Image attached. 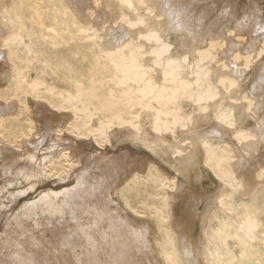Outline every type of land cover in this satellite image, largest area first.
Listing matches in <instances>:
<instances>
[{
	"label": "rangeland",
	"instance_id": "rangeland-1",
	"mask_svg": "<svg viewBox=\"0 0 264 264\" xmlns=\"http://www.w3.org/2000/svg\"><path fill=\"white\" fill-rule=\"evenodd\" d=\"M73 1L0 0V28L8 32H12L13 29L22 30L24 38L31 46L32 52L23 46L20 48L17 64L23 68L28 79L38 78L47 83L41 90L37 91L38 93H28L29 88L27 86L12 84V64L0 57V87L6 89L0 88L1 122L4 125L6 138L16 139L19 143L18 147L11 146L6 149L3 148L6 143L0 137V264H110V258L115 257L118 251H121L123 256L125 254L126 258L128 255L130 261L125 264H137L138 262V264H191L197 259L199 261L197 264H204L198 250H196L198 251V253L196 252L198 254L197 259L192 254L193 251H191L192 255L188 251L192 245L194 246L191 250L198 249V245L205 237L206 230L215 236L214 240L222 250L226 248L231 250L232 253H229L234 257L232 264H246L240 257V252L244 249L248 251L250 264H264V247L261 245L264 240V172L260 176L259 170L260 167H264V135L261 133L264 132V127H261V131H259L260 129L257 130L258 127L256 126L264 114V107L255 108V112L248 110L247 102L243 99L248 91L257 98L262 97L261 100L264 102V52L261 56L258 55L264 43V0H199V9H194V13H191V10L184 11L187 16V20H183L184 27L181 22L175 21L184 30L178 28L177 25H175L177 28L174 27L170 30L165 12L159 10L157 3L152 0H93L89 2V7L87 6L90 9L85 12H82L83 7L79 5L78 1ZM91 5L94 7L93 9ZM194 6L192 4L193 8ZM123 11L127 12L135 22L139 14L148 18H153L155 14H159L160 17H157V20L165 22L164 26L154 25L149 22L150 20L146 25L141 26L129 27L123 23L121 25L133 33L139 29L144 32L153 29L159 30L164 39L171 38L173 56L178 59L188 56L193 61L196 58L195 49H199V45L203 44V35H208L217 41L223 37L225 31L229 30L242 38H231L223 45V49L218 50L216 61L208 66L209 75L195 77L202 79L203 83L202 86L195 88L193 95L187 94L182 87L176 90V85L171 81H164L162 68L155 63V56L149 52L150 46L155 45L153 41L142 40L146 47L142 49L140 56L134 62L130 60L132 57L129 50L125 48V64L140 63L147 76L153 79L152 89L155 92L146 95L140 87L147 86L150 88L151 85L147 83L137 84L124 78V70L117 68L110 61L111 51L114 49L110 28L120 22L117 19ZM95 16L96 18L100 16L99 20H95ZM2 17L9 20L7 25L1 23ZM86 28H91L99 37L96 39L90 37L91 32ZM243 38L247 40L243 41ZM3 39L4 37L1 35L0 42ZM193 43L196 44L193 45ZM0 50L4 51L2 47ZM237 51L256 58L252 67L245 70V73L243 72L244 76L235 70L236 63L233 58ZM224 65H229V67L225 68ZM137 71L141 72V69L137 68ZM183 76L192 80L187 76V73H184ZM229 76L233 80H238H235V85L221 84L220 81ZM97 79H100L101 87L93 85ZM6 86L9 87L6 88ZM209 86L213 87L216 98L207 103L196 96L201 91L205 92ZM49 89H54L58 93L52 95ZM67 90L76 94L89 92L92 95H97L103 101L111 97L113 103H111L110 109L120 108L130 123L110 127V142L102 140L99 144L92 142L89 145L90 138L77 136L67 128L66 122L68 123L69 120L71 122V116H74L73 110H67L62 113L64 116L62 118L63 123L61 121L62 124H60L58 131L47 132L48 124L53 120L52 114L56 112L54 106L59 102L60 92L66 91L67 93ZM152 97L161 98L150 101L149 98ZM82 98H87V95ZM221 109H231L235 126L216 119L215 114ZM87 112L93 115L92 122L95 125L112 123L109 118H103L105 112L97 99H94L93 103L90 104ZM170 114L179 116L180 120L176 122ZM29 123L35 126L34 131L36 129L37 137H41L38 130L45 135L47 133L46 139L36 151L38 159L47 155L46 147L48 145L59 148V146L72 143L84 147L83 166L79 167L69 177L61 173L55 177L42 174L40 162H32L30 149L24 147L27 145L18 139L19 133L25 130ZM36 127H39L38 130ZM216 129L219 134L216 133ZM239 129L256 135V138L244 140L242 143L244 150L241 151V156L247 158L248 161H246L247 166L236 167V175L243 183L237 197L241 206L238 213L229 214L213 208L216 202H213V199L224 195L230 189L221 183L206 165L205 151L201 141L203 138L211 137L210 139H214L216 142L226 141L229 145H233L236 142L235 133ZM55 137L60 138V140L55 141ZM61 138L69 140L70 143L64 139L62 142ZM52 140L55 142H51ZM2 144L4 145L2 146ZM97 158L100 159L95 168L79 177L81 184L84 182L86 184L84 183L83 187L79 184L77 186L80 188L77 187L75 180L77 173H81L88 162L96 161ZM107 161H109L108 165H104ZM237 161L240 163L242 159L240 161L234 158L227 162L235 164ZM243 169L245 170L243 171ZM115 175L118 178L114 177ZM126 175L131 176L125 183L115 187L119 181L113 180L124 179ZM133 176H137L135 188L127 193V198L132 204L142 200L148 192H154V187L156 188L158 185L157 179L175 180L176 182L173 188L165 187L167 192L165 206L170 209L169 218H166L165 227L161 234L165 236V246H160L161 242L156 246V240L162 239L157 232L162 225L153 224L154 217L142 215V218L137 219L124 208L125 205L118 202V200L122 201L118 196L120 189L126 187ZM112 182L114 186H112ZM109 184L110 186H108ZM96 185H100L99 189ZM72 186L75 187L72 196L76 193L74 198L71 196L70 202L76 204V209L78 207L77 210H73V216L77 221L75 225L78 223L79 225L82 224L81 226L84 225L83 227L89 225L88 228H99L101 224L100 228L105 232H110L113 228L111 233L120 229L122 235H117V237H120V240L124 237L127 243L124 238L121 240L123 242H120L118 238L116 239L122 246L125 245V248L123 246V249L121 247L116 250L114 247L115 252H113L114 248L110 245L109 247L112 249L108 251L109 248L105 245L106 243L103 244V242H107V238H105L106 241L103 240L104 236L101 239L98 236L99 246L90 247L89 239L94 237V234L89 229L77 233L73 237L75 240L72 238V234H70L72 239L68 236L67 240L68 233L57 234L55 240L54 234L48 230V227H52L55 220L63 219L60 218L62 216L57 218L54 215L58 210L53 213L49 212L50 214L44 211L46 214L43 215L40 208H38L39 212L36 210L37 214L34 213L33 208V213L30 212V203L40 199L42 195L49 193L48 191H56L54 196L59 198L63 189ZM111 186L112 188H110ZM97 189L100 194L95 192ZM106 192H112L114 198L112 196L108 197L111 198L110 200L106 198L108 195ZM101 194L102 196L107 195L100 199ZM95 198L98 199L97 202H95ZM73 200L77 202L75 203ZM80 202L81 204H79ZM159 205L163 206V202H160ZM82 207L87 208V210L84 209L87 216L84 215ZM21 209L23 211L26 209V212L21 211ZM76 211L78 214L83 212L85 217L81 214L78 215ZM19 212L21 213L18 215ZM88 213L91 216H88ZM242 216H246L250 220H257V238L250 241H246L241 235L240 239L237 238L239 235L237 236L238 233L235 234L238 232L235 229ZM87 217L89 218L87 219ZM126 219H128L127 222H124ZM118 221L128 223V225L123 223V226ZM226 224L231 226L232 230H224ZM131 226L133 232L130 229ZM105 227L110 230L105 229ZM155 227L157 231L154 229ZM131 232L133 235H129ZM135 232L138 233L137 236ZM123 234H126V237ZM59 235L61 238H65V236L66 238L60 239ZM143 235H145L144 239L143 237L139 238ZM83 237L88 242H85ZM182 237L183 240H188L187 246ZM129 239L133 245L128 242ZM73 241L75 245L72 244ZM135 241L138 242L134 243ZM64 242H68L67 245L63 244L65 249L60 244ZM85 243H88V246ZM130 245L134 248L131 249ZM138 250L145 251L139 253ZM15 251H23V254H17ZM128 251L129 253H127ZM133 251L135 253L132 254ZM146 251H150L151 254L146 253ZM134 254L138 255L133 256ZM110 255L112 256L110 257ZM141 255L145 261H142L144 259L141 258ZM190 256H194L193 259ZM170 258L171 260H169ZM192 260L193 262H191ZM152 261L154 262L152 263Z\"/></svg>",
	"mask_w": 264,
	"mask_h": 264
},
{
	"label": "bare ground",
	"instance_id": "bare-ground-1",
	"mask_svg": "<svg viewBox=\"0 0 264 264\" xmlns=\"http://www.w3.org/2000/svg\"><path fill=\"white\" fill-rule=\"evenodd\" d=\"M70 1L74 2L73 0H70ZM77 1H78V3H80L79 5L81 7H83V9H84V11L82 9V12H85L87 9H90V8H87V6L89 7V5H88L89 2H92L93 0H76V2ZM126 1H128V0H126ZM152 1L157 3V5L159 6V10L165 12L166 17L168 18L167 20H168V24L170 26V30L174 29V27L177 28L175 26V25H177L175 23V21L181 22L183 24V27H184L183 20H187V16H186V14H184V11L191 10V13H194V9L197 10V9H199V6H200L199 0H152ZM192 4L195 5L194 8L192 7ZM91 8L93 9L94 7L92 6ZM217 14H218V12H217ZM83 15H85V14L83 13ZM99 17L96 18V16H95V20L96 19L99 20ZM157 17H160V15L159 14H155L153 18L152 17L148 18V17L143 16L142 14H139L138 19L135 22V21H133V19L130 17V15L127 12L123 11L120 14V16L118 17L119 19H117V21L120 20V22L115 24L116 27L115 26H111V28L109 27L111 29L110 30L111 32L110 31L109 32H110V34L112 36V43L114 45V47H113L114 49H113V51H111L112 55H110V61H112L117 68H122L124 70V73H125V77L124 78L130 79V80L136 82L137 84L143 85L142 83H147V84L151 85L150 88L147 87V86H141L140 87V88H142V90L145 92L146 95H150V94H153L155 92L154 89H152L153 79L151 77L147 76V73L144 71L143 66L140 63H137V64L133 63V65L125 64V61H126L125 54H124V49L125 48H127L129 50V53H130V55L132 57V59H130V60L132 62H134L135 59H138V57L140 56V54L142 52V49H144V47H146V44L142 40L153 41L155 43V45L154 46H150L149 52L155 56V63L162 68L163 75H164V81H166V80L171 81V82H173L176 85V87H175L176 90L179 89L180 87H182V89L186 90L187 94L193 95L195 88H197L199 86H202V83H203L202 79L195 78V77L196 76H200V75H203V76L209 75L208 66L210 64L214 63V61H216V56H217L218 50L223 49V45H225L231 38H240V39L242 38V37H238L237 33H234V32L229 31V30L225 31V33L223 34V37L221 39L217 40V41H216V39H212L208 35H203L202 36L203 44L199 45V49H195L196 58L193 61H191L188 56L182 57L180 59L175 58L173 56V52H172L173 51V43L171 41V38L164 39L161 36V33L159 32V30H154L153 29V30H149L147 32H144L141 29H139L138 31L136 30L137 31L136 33H133L131 31L127 30V28L125 26L121 25V23H123L124 25L129 26V27L141 26V25H146L147 22L150 20L149 22L154 24V25L164 26L165 22H161V21L157 20ZM88 19H90V18H88ZM3 20H6V21H3ZM1 23L7 25L9 23V20L6 17H2ZM178 28H180L181 30H184V28H182V27L178 26ZM86 29L89 30V32H91V36L90 37L95 38V39L99 37V35L97 33L93 32L91 30V28L90 29L86 28ZM0 33L4 37L3 41L0 42V47H2L4 49V51L0 50V57H3L4 60L7 61V63L12 64V67H11L12 68V72H11L12 84H16V85H20V86L25 85V86H27V88H29L28 91L26 90L28 93H33V92L38 93L37 91L41 90L47 83L44 80H41V79H38V78L28 79V77L24 74L23 68L20 67L17 64V60L19 58L18 57V52L20 51V48L22 46L26 50H28L29 52H32L31 46L27 42V40L24 38L22 30L13 29L12 32H8V31H4V29L0 28ZM246 40H247L246 38H243V41H246ZM195 44L196 43H193V45H195ZM263 52H264V43L262 44V49L259 51L258 55L261 56ZM192 56H193V54H192ZM255 59L256 58H254V57H252L250 55H244L243 52L237 51L236 55L233 58V61L236 63L235 70L240 72V73H242V76H244L243 74L245 73V70H247V69L252 67V65L255 63ZM102 62L104 63V61H102ZM224 67L225 68L229 67V65L228 66L224 65ZM137 68L141 69L142 73L138 72ZM184 73H187V76L192 78V80H188L187 77L184 78V76H183ZM235 80L238 81L237 79H235ZM235 80L231 79L230 76H229V77H224L220 82H221V84L230 83L231 85H235V83H236ZM93 85L95 87H101L102 83H101L100 79H97V80H95L93 82ZM8 87L9 86H6V88H8ZM0 88H4V90H6L5 87H0ZM46 89L48 90V88H46ZM49 91L52 93V95H55V94L58 93V91L56 92V90H54V89H49ZM63 92L62 91L60 92L61 95L59 96V102H58L57 105L54 106V108L56 109V112H53L54 114H52L53 120L50 121V123L48 124L47 130H46L47 132H51L52 133V132H57L58 131V129L60 127V124L63 123L62 118H64V116H63L62 113L67 111V110H73V112H74V116L73 117L71 116V118H72L71 122H70V120H69L68 123L66 122L67 128L71 131V133L77 134V136H80L82 138H90L89 141H91V142L89 143V145H91L92 142H96V143L99 144V143L102 142V140H105L106 142H110L109 141V137H110L109 129H110V127H113L114 125L122 126V125L130 123L129 121L126 120V118L123 115V112H121L120 108L110 109L111 103H113L112 102L113 99H111V97H108V98L105 99V101H103V99L99 98L97 95H92L89 92H86V93L78 92V94H76L74 92L71 93V92H69V90H67V93H66V91H63ZM252 94L253 93H248V91H247V95H244L243 99L247 102V109L248 110H253L255 112V108L259 109V108H263L264 107V102L261 100L262 97L261 98H259V97L257 98L255 95H252ZM84 95H87V98L83 99L82 97ZM196 97L199 98L201 101H206L207 103H209V102L215 100L216 94H215V91H214L213 87L209 86L208 89L205 92L204 91L199 92V94ZM160 98L161 97H159V98L158 97H152L151 99L149 98V100L151 101V100L160 99ZM94 99L98 100L101 108L105 112V113H103V118H109L111 120V122H112L111 124L106 125L104 123H102V124L99 123V125H95V123L92 122L93 115L91 113H88L87 111H88V108H89L90 104L93 103ZM115 99L117 100V98H115ZM135 112H136V110H135ZM24 113H26V112H24ZM170 115H171L172 118H174V120L176 122H178L180 120L179 116H177L175 114L174 115L170 114ZM215 115H216V119L219 120V121L229 123L231 126H235L236 125L234 123V120L232 119L231 109H227V110L226 109H221ZM61 121H62V123H61ZM33 122L35 124V121H33ZM156 126L158 127V125H156ZM256 126L258 127L257 130L260 129L261 127H264V114H263L261 120L259 121L258 125H256ZM34 127L35 126L32 125V123H29V125L26 127V129L19 133V138L18 139H21L20 141L24 142L27 145V146H24V147H28L30 149V150L29 149L28 150L30 151L32 162L33 163H36L37 161L40 162V164H41L40 168L42 170V174H46L49 177L50 176L55 177L57 174L61 173L62 175L64 174L65 176L69 177L71 174L75 173L76 170L79 167L83 166V159L85 157V155H84V152H85L84 147L81 146V145L76 146V145H74L72 143L71 144H67V145H62L61 147L59 146V148H57L56 146L51 147L52 145L51 146L48 145V147H46L47 155H45L43 157H40V159H38L37 156H36V151H37L38 147L46 139L45 136H47V133L45 135L40 130H38L39 127L38 128L36 127L38 132L41 135V137H37V135L35 133L36 129L34 131ZM259 131H261V129ZM4 132H5L4 131V125L2 124L1 117H0V137L6 143L5 145L2 144V146L4 145L3 148L9 149L8 147H11V146L12 147H18L19 146L18 141L16 139H12L11 140L10 138H6ZM216 133L219 134L217 129H216ZM261 133H262V135H264V132H261ZM210 138H203L202 141H201L202 145H203V148H204V151H205V163L210 168V170L216 175V177L219 179V181H221V183H223L224 185H226L230 189L224 195L215 197L214 198L215 200L213 199V202L216 201L214 203V205H213V202H212V205L214 206L213 208H217V209L222 210L224 212H227L229 214H236V213H238L239 208L241 206V203H239L237 201V197H238V194H239V192H240V190L242 188V184H243L242 181L240 180V178L238 177V175H236V172H237L236 167L241 166V165H246L247 166V162L246 161H248L247 158H243L241 156V151L244 150L242 143H243L244 140H248L250 138H256V135H253L252 133H249L246 130H240L239 129L235 133V141L236 142L233 145H231V144L229 145V143H227L226 141L216 142L214 139H210ZM63 139L61 138L62 142H63ZM53 140L51 142H55L56 140H60V138H56L55 141H53ZM65 140L66 139H64V141ZM66 142H69V140L68 141L66 140ZM20 147H21V145H20ZM22 147H23V145H22ZM244 153L247 154L245 151H244ZM95 158H96V155H95ZM234 158H237L240 161L242 159V162L238 163V161H237L235 164H230V163L227 162V161H230V160H232ZM99 159L100 158H97L96 161L88 162V164L86 166H84L85 167L84 170L81 173H79V174L77 173L76 178H75V180L77 182L76 186L81 184V182L79 181L80 180V178H79L80 175H84L89 170H93L95 168V166H96V164H97ZM104 162H105V160H104ZM75 163H76V165H74ZM108 163H109V161L104 163V165H108ZM223 167L225 169H221ZM244 170L245 169H243V171ZM259 170H260V176H261V174L264 172V167H260ZM121 174H122V172H121ZM122 175H124V174H122ZM130 176L131 175H128V176L126 175L125 178L123 177L124 179L113 180V181H116V182L119 181L116 184L115 187H118L121 184L125 183L129 179ZM52 177H51V179H52ZM72 177H73V175H72ZM114 177H116V175ZM116 178H118V176ZM121 178H122V176H121ZM48 179H50V178H48ZM62 179H63V177H62ZM255 180H256V178H255ZM136 181H137V176H133L131 182L128 183L126 185V187H122L120 189V192L118 193V196L120 197V199H122V201L118 200V202H120L123 205H125L124 208L129 213H131L133 216H135L137 219L142 218L141 217L142 215L143 216H152V217H154L153 224L162 225V226H160L161 228L158 231H157L156 227L154 228L159 233V235H161L163 233V230H164V227H165L164 226L165 225V220H166V218H169V215H170V209H168V207L165 206L166 203H167V200L165 202V197L167 196V192L165 190V187L169 186V187L173 188V186L175 187L176 182H175V180H170L169 181L167 179H157L158 185L156 186V188L154 187V192H148L146 197H144L143 199L141 198L142 200H139L137 203L132 204L129 201V199L127 198V193L131 189L135 188L134 185H135ZM63 182H65V181H63ZM84 183L81 184L82 185L81 187H83V185L86 184V183L85 184ZM109 183H111V182H109ZM87 184L89 186V183H87ZM99 186H97L98 189H99ZM108 186H110V184ZM112 186H114L113 182H112ZM112 186L110 188H112ZM77 187H79V186H77ZM74 188L75 187L72 186V187L63 189V193H62L61 197H59V198H56L54 196L56 191H51V190L48 191L49 193L42 195V197L40 199L30 203L31 204L30 205L31 209H29L30 212H32V208H33L34 209V213L37 214L36 210H38V208H40L41 209L40 212H42L41 214L43 215V214H46V213H49V212L53 213V212L58 210L54 215H56L57 218L62 216L60 218H63V219H60L58 221L55 220L56 222L54 221V224H52V227H48L49 228L48 230H50L51 233L54 234V238L56 237L57 234L63 235V233H66V234L68 233L69 234V235H67V240H68V236H69V238L71 237L70 234H72V238H73V237H75L77 235V233L84 231V229L85 230L87 229L86 231H88V229H89V231L93 232V234H94V237L90 238L91 240L89 239V237L91 236L92 233L89 234L90 235L89 237H87V239H89V241H90L89 242L90 243L89 244L90 247H94L95 248L96 246H99V244L97 242V239L99 237L101 239L104 236L103 240L106 241L105 238H107V242H103V244L106 243L105 245H107L108 248H109V250L107 249L108 251H110V249H112L110 247H113V248L115 247L116 250L120 249L121 247L123 249V246L125 248V245L122 246V244L120 243V242H123L121 240L124 237L121 236L122 237L121 240L119 239L120 237L119 238L117 237V235L118 236L122 235L121 234L122 232H121V230L119 228H118L119 230H116V232L111 233V231L114 230L113 228H112L113 230L112 229L110 230L109 228L105 227V229H109L110 230V232L109 231L105 232L102 228H100L101 224H100L99 228H96V227H92V228L89 227L88 228L89 225L86 226V227H83L84 225L81 226L82 224L79 225L78 223H77V225H75V222H77V221H76V219L73 216L74 215L73 214V210L74 209L77 210L78 207L76 209V206H75L76 204H74L73 202L72 203L70 202L71 201L70 198L72 196ZM92 189H93V187L91 188V190ZM98 189L95 192L100 194L98 192ZM75 191H76V189H75ZM112 192L111 193H109V192L107 193L106 192L109 196L107 194H106L107 196L106 195H104V196H106V198H108L110 196H112V198H114V195H113ZM75 193H74V195H75ZM104 196H102V194H101V198L100 197H96V198L102 199V197H104ZM77 198H78V196H77ZM97 200L98 199H96L95 202H97ZM109 200H107V201H109ZM73 201L75 202V200H73ZM132 201H134V200H132ZM160 202L161 203L163 202V206L159 205ZM79 204H81V202ZM87 204H89V203H87ZM165 207H166V209H165ZM85 208L86 207H82V210L84 212V215L87 216L86 211H84ZM22 209H21V211H23ZM29 210H27V212H29ZM85 210H87V208ZM44 211H46V213ZM23 212H26V209H24ZM38 212H39V210H38ZM83 212H82V214L80 213L82 216H84ZM117 212H118V210H117ZM20 213L21 212H19L18 215ZM76 213L78 214L77 211H76ZM80 214H78V215H80ZM88 216H91V215L88 213ZM93 216H95V215H93ZM93 216H92V219H93ZM117 217H118V215H117ZM14 218H16V217H14ZM88 218L89 217H87V219ZM125 218H127V217H125ZM82 219H83V217H82ZM117 219H119V218H117ZM111 220H113V219H111ZM120 220H121V218H120ZM127 220L128 219H126V221H124V222H127ZM81 221H83V220H81ZM86 222H87V220H86ZM93 222H94V220H93ZM100 222H101V220H100ZM118 223H122V222L118 221ZM124 224L128 225V223H124ZM124 224H123V226H124ZM91 225H92V222H91ZM147 225H145V226H147ZM79 226H81V227H79ZM119 226H120V224H119ZM132 228L133 227L131 226L130 229H132ZM137 229H139V228H137ZM146 229H148V228H146ZM226 229L227 230L228 229L232 230L231 226H229L228 224H226L224 226V230H226ZM233 229H234V227H233ZM256 229H257V220L256 219H251L250 220V218H248L246 216L245 217L242 216L241 219L238 222L237 228L235 229L238 232H236L235 234L238 233L237 236L239 235V237H237V238H239V239L241 238L240 237V235H241V236H243L245 238L246 241H250V240H253V239L257 238L258 235L256 233ZM125 230H127V229H125ZM125 230H123V231H125ZM96 231H98V232H96ZM131 231L133 232V229ZM135 231H136V229H135ZM127 232H129V231H127ZM132 232L129 233V235L132 234ZM137 232L139 233V231H137ZM137 232H135V233H137ZM138 233L136 234V236L138 235ZM146 234H148V233H146ZM61 235H59V237ZM123 235L125 236L126 234H123ZM144 236L145 235H143L141 237L138 236V237L139 238L143 237V239H144L145 238ZM59 237H58V239H59ZM160 237L162 239L158 238L156 240V242H155L156 246L159 245V242H161L160 246H165L166 242H165L164 234L161 235ZM214 237H215L214 235L208 233V230H206L205 237L201 241V244L198 245V249L191 250V249H193L192 247L194 246V245L191 244L192 245L191 249H189V251L188 250L187 251L189 252L190 255H192V254L195 255L196 256L195 259H197V257H198L197 253L199 251L201 253V258H202L204 264H232V262L234 260V257L231 256L230 253H229V252H231V250L229 248H226L225 250H222L216 244V242L214 240ZM63 238L60 237V239H63ZM65 238H66V236H65ZM72 238H70V239H72ZM116 238H118L120 240V242H118ZM134 238L136 240L135 236H134ZM190 238H191V236H190ZM56 239L57 238H55V240ZM60 239H59V241H60ZM84 240H85V238H84ZM124 240L126 242L125 238H124ZM127 240H128V238H127ZM137 240L140 241L139 239H137ZM182 240H183V237H182ZM185 240H183V241L185 242L184 244L187 246V244L189 242H188V240L187 241H185ZM52 241H54V240L52 239ZM86 241L88 242V240H85V242ZM138 241H135L134 243H136ZM128 242H130V239H129ZM225 242H226V240H225ZM67 243L64 242V243H60V244H62V246H63L62 248H64V246L67 245ZM130 243H128V244H130ZM63 244H65V245H63ZM72 244H74V241H73ZM103 244H101V246H103ZM142 244H143V240H142ZM184 244L182 245L183 247H184ZM78 245H80V244H78ZM132 245H130L131 249L134 248V246L131 247ZM261 245H263V247H264V240L261 242ZM138 246L140 247V244ZM248 246H249V244H248ZM127 247H129V246H127ZM83 248H85V247H83ZM115 248H114L113 252H115ZM194 248H196V247H194ZM64 249H62V250H64ZM135 249H133V250H135ZM139 249H141V248H139ZM196 250H198V251H196ZM73 251H75V250H73ZM129 251L127 253H129ZM144 251L140 250L139 253L140 252L142 253ZM151 251H152V249H151ZM191 251H193L192 254H191ZM16 252H17V254H23V251L22 252L21 251H15V253ZM133 253H135V252L133 251L132 254ZM146 253H150L151 254L150 251L149 252L146 251ZM103 254L105 255V253H103ZM110 254H113V253L110 252ZM184 254H186L185 251H184ZM137 255L138 254H136V255L134 254L133 256H137ZM142 255H141V258L144 259ZM24 256L26 257L27 255H24ZM87 256H89V255H87ZM111 256L112 255H110V257ZM124 256H125V254H124ZM124 256H123V253L121 251H118V254L115 255V257L110 258L109 262H111L110 264H112V263L125 264V263L129 262L130 260L128 258V255H127L128 259L126 258V256L125 257ZM146 256H148V255H146ZM192 257H194V256H192ZM240 257H241L242 260H244L246 262V264H250L249 254H248V251L246 249H244V250H242L240 252ZM171 258L169 260H171ZM191 258H190V260H191ZM106 259H107V262H108V258L107 257H106ZM159 259H161V258H159ZM142 261H145V259L142 260ZM146 261H149V260H146ZM197 261H198V259H197ZM197 261H194L195 262L194 263L193 260H192L191 262H193L194 264H197ZM153 262L154 261H152V263ZM193 263H191V264H193Z\"/></svg>",
	"mask_w": 264,
	"mask_h": 264
}]
</instances>
